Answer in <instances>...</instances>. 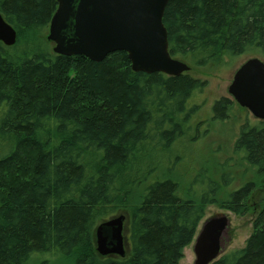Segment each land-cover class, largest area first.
<instances>
[{"label": "trees", "instance_id": "trees-1", "mask_svg": "<svg viewBox=\"0 0 264 264\" xmlns=\"http://www.w3.org/2000/svg\"><path fill=\"white\" fill-rule=\"evenodd\" d=\"M57 8V0H0L17 31L14 45L0 41V264H28L36 253L74 264H181L206 208L244 214L256 183L227 200L214 181L183 195L166 164L206 82L134 71L126 51L102 61L60 55L47 39ZM163 21L171 54L196 66L264 52V0H170ZM233 104L217 99L212 118L228 119ZM235 148L264 173V120H247ZM119 212L126 255H101L96 228ZM211 264H264V199L246 245Z\"/></svg>", "mask_w": 264, "mask_h": 264}, {"label": "water", "instance_id": "water-1", "mask_svg": "<svg viewBox=\"0 0 264 264\" xmlns=\"http://www.w3.org/2000/svg\"><path fill=\"white\" fill-rule=\"evenodd\" d=\"M47 39L60 55H84L102 61L110 53L126 51L134 71L179 76L191 70L170 52L163 18L170 0H57ZM0 41L12 46L17 31L0 13ZM229 93L252 115L264 120V60L252 57L235 72ZM127 216L120 214L96 228L101 255L124 257ZM229 225L226 215L207 219L195 239V264H211L223 250L222 237Z\"/></svg>", "mask_w": 264, "mask_h": 264}, {"label": "rangeland", "instance_id": "rangeland-1", "mask_svg": "<svg viewBox=\"0 0 264 264\" xmlns=\"http://www.w3.org/2000/svg\"><path fill=\"white\" fill-rule=\"evenodd\" d=\"M252 57L264 60V52L254 47L251 51L240 55L220 57L219 60L207 66H196L181 58L191 66L188 74L206 82L202 94H195L192 98L199 107L192 113L187 124L188 136L176 142L172 149L173 160L166 164L172 169L174 179L181 183L183 195L189 191L199 190L201 193L205 190L209 191L211 182L214 181L220 186L218 197L221 200H227L235 189L251 181L256 183V188L247 201L246 213L236 214L216 203L206 208L196 236L207 219L222 215L229 218V225L222 237L223 250L219 257L246 245L253 233L254 220L264 199V173H258L257 169L243 159V151L235 148L242 125L247 120L254 122L256 118L248 109L235 101L228 91L235 72ZM221 97L234 100L229 117L224 121L212 118L213 106ZM203 171L207 176L206 182L201 180L205 176L200 174ZM197 175L201 176L200 180L196 179L192 182ZM120 214L123 212H119L118 215ZM195 239L196 237L185 247L181 264H195ZM28 264H74V262L63 253H36Z\"/></svg>", "mask_w": 264, "mask_h": 264}]
</instances>
